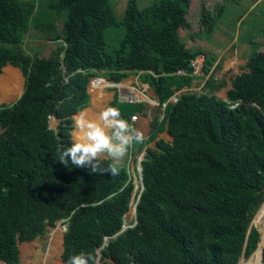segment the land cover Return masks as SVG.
<instances>
[{"label":"trees","instance_id":"1","mask_svg":"<svg viewBox=\"0 0 264 264\" xmlns=\"http://www.w3.org/2000/svg\"><path fill=\"white\" fill-rule=\"evenodd\" d=\"M115 6L0 0V19L19 43L0 47V73L10 65L24 79L21 95L0 104V262L20 264L18 244L63 221V264L81 252L96 258L97 249L117 264H237L256 246L258 232L247 230L264 200V56L248 54L244 71L229 78L225 100L175 95L198 77L196 57L204 58L203 75L217 67L179 35L185 0H147L142 15L136 0H126L120 15ZM55 19L62 25L53 55L21 48L31 25L53 31ZM131 73H140L164 105L161 123L172 139L157 142L158 151L148 152L152 160L141 161L139 194L122 164L111 177L58 161L73 143L72 116L89 105L90 80L119 83Z\"/></svg>","mask_w":264,"mask_h":264},{"label":"rangeland","instance_id":"2","mask_svg":"<svg viewBox=\"0 0 264 264\" xmlns=\"http://www.w3.org/2000/svg\"><path fill=\"white\" fill-rule=\"evenodd\" d=\"M115 1V10L120 15L126 0ZM136 2L139 14L142 15L147 0H136ZM185 3L186 11L178 15V31L186 47L189 50H200L205 56L213 57V59L220 55L222 60L226 58L231 60L230 67L225 72H220L223 63H219V67L217 66L214 70L212 67L209 68L211 72L209 76L201 74L202 78H207L205 84H209L223 96L222 91L228 87L229 78L244 71L242 66L251 51L264 56V13L261 12L264 11V0H185ZM256 7L261 8V11H258ZM234 23H236L235 29L232 27ZM61 25L60 19L53 21V31L31 25L21 48L28 54L40 58L53 55L58 50L55 36L61 32ZM115 36V33L107 36L108 42H113L112 38ZM4 45H19V43L0 19V47ZM100 79L93 78V80ZM205 88H202L200 92H203ZM16 96H10L8 100L0 101V104L11 103ZM54 118V116L48 118L49 128L55 127L58 123ZM133 184L136 193L143 186L138 176H135ZM132 209L133 207L126 214V227L134 217ZM252 219V226H254L255 219ZM63 228L64 223L59 221L55 227L48 228L43 237L29 243H19L20 264H63L60 258L63 247ZM56 237L59 240L58 246ZM52 238L53 248L51 249ZM96 255V264H117L110 259L100 258V249L96 250ZM245 260H247V254H243L237 264H242Z\"/></svg>","mask_w":264,"mask_h":264},{"label":"crops","instance_id":"3","mask_svg":"<svg viewBox=\"0 0 264 264\" xmlns=\"http://www.w3.org/2000/svg\"><path fill=\"white\" fill-rule=\"evenodd\" d=\"M219 57L220 55L215 58L216 62L214 59V64H218L217 66L219 67V63H223L220 72H225L230 67L231 60H228V58L222 60L221 57ZM139 74L140 73H131L119 83H111L101 77H99L101 78L99 86H91L90 82L87 88L90 100L89 105L72 116L73 129L71 131V139L75 142L76 137L74 136V131H76V116L84 114L87 118L89 117V120L99 122L98 114L105 108L115 107L119 109L121 118L127 120L134 129L143 134V141L141 143H133L127 155L119 162V164H122L126 169L125 177L127 181L132 180L133 183H135V176H140L141 161L144 159L152 160L148 152L158 151L157 142L160 140L164 142L172 141L171 137L166 133L163 123H161L164 117V105H159L158 98L148 83L139 79ZM0 77L10 80V87L5 90V94H7L9 98L10 96L13 97L16 95V98H18L22 93L24 83L20 71L15 67L6 65L2 68ZM205 79L207 78H202L201 76L197 77L193 80L190 88H183L178 94L184 91L196 92L199 90V92L196 93H208L225 100L226 90L229 88V85H227L228 87H226L225 91H222L223 96H221L218 90L209 84H205ZM102 81H104V83ZM202 88H205V90L200 92ZM131 95H134L135 101L133 103H128V98ZM9 98L7 97L5 100ZM134 116L136 119L132 121V117ZM54 120L56 119L54 118ZM56 125L51 129H55Z\"/></svg>","mask_w":264,"mask_h":264},{"label":"clouds","instance_id":"4","mask_svg":"<svg viewBox=\"0 0 264 264\" xmlns=\"http://www.w3.org/2000/svg\"><path fill=\"white\" fill-rule=\"evenodd\" d=\"M213 68L214 66L212 70ZM200 72V75H195L201 76L202 71ZM50 86L51 83L46 82L45 87ZM98 121L89 120L84 114L76 116V141L58 153V161L65 167L71 164L74 168H88L91 173H109L111 177H116L120 175L119 162L127 155L133 143L143 141V134L134 129L127 120L122 119L119 109L115 107L102 110L98 114ZM105 158L112 163L104 165ZM65 228L64 224V231ZM65 264H96V258L81 252L70 256Z\"/></svg>","mask_w":264,"mask_h":264},{"label":"bare ground","instance_id":"5","mask_svg":"<svg viewBox=\"0 0 264 264\" xmlns=\"http://www.w3.org/2000/svg\"><path fill=\"white\" fill-rule=\"evenodd\" d=\"M101 80H94L91 83V86H99ZM104 83V81H102ZM101 85V84H100ZM108 85V84H107ZM10 87V80L8 78H1L0 77V101H4L7 97H9L7 94H5V90ZM86 116V115H85ZM89 118V117H88ZM74 136H77V130L74 131ZM254 226L257 227L260 231L261 236H264V205L261 207L260 211L254 218ZM57 240V246L59 243L58 238ZM53 248V238L51 239V249ZM242 264H261L259 261V250H257L256 254L251 257L250 259L244 261Z\"/></svg>","mask_w":264,"mask_h":264},{"label":"water","instance_id":"6","mask_svg":"<svg viewBox=\"0 0 264 264\" xmlns=\"http://www.w3.org/2000/svg\"><path fill=\"white\" fill-rule=\"evenodd\" d=\"M140 171V170H139ZM139 178L141 179V174L139 176ZM143 187V186H142ZM142 190V188L140 189V191ZM264 205V200L263 202L261 203L260 207L258 208V210L256 211L255 215L253 216V219L255 218V216L258 214V212L260 211L261 207ZM133 213L135 212V208L133 207L132 209ZM252 219V220H253ZM253 221H251V223L249 224L248 226V230L247 232L249 233L250 229L253 227L256 229V231L258 232V240H257V243H256V246L249 252L248 256H247V260L250 259L251 257H253L257 250H259V261L261 264H264V261H263V249H264V236L262 237L261 234H260V231L257 227L255 226H252ZM122 229L124 230L125 229V226H122ZM243 256V254H242ZM246 261V260H245Z\"/></svg>","mask_w":264,"mask_h":264},{"label":"built area","instance_id":"7","mask_svg":"<svg viewBox=\"0 0 264 264\" xmlns=\"http://www.w3.org/2000/svg\"><path fill=\"white\" fill-rule=\"evenodd\" d=\"M203 61H204V58H203V56H198V57H196L193 61H191V65H192V67H193V73L194 74H197V75H200V71H201V69H202V67H203ZM176 74H179V75H182V74H184L182 71H177V72H175ZM176 94H178V93H176ZM173 101H175L176 100V98L174 97L173 99H172ZM135 100H134V95H131L129 98H128V103H133ZM136 119V117L134 116V117H132V121H134Z\"/></svg>","mask_w":264,"mask_h":264}]
</instances>
